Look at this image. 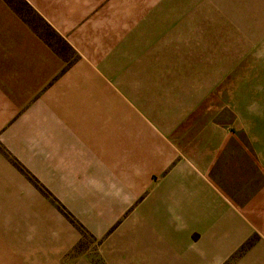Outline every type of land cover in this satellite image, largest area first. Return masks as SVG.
<instances>
[{"label":"crops","instance_id":"0c3cea01","mask_svg":"<svg viewBox=\"0 0 264 264\" xmlns=\"http://www.w3.org/2000/svg\"><path fill=\"white\" fill-rule=\"evenodd\" d=\"M166 2L0 0V264H226L257 234L249 264H264V190L245 179L246 148L264 163V138L245 72L237 131L248 140L231 138L207 102L225 80L214 66L256 64L227 62L225 42L215 59L212 39L199 59L197 23L183 43ZM237 12V49L250 50L264 0H237ZM24 171L95 233L120 221L100 250H74L80 235Z\"/></svg>","mask_w":264,"mask_h":264},{"label":"rangeland","instance_id":"374dc122","mask_svg":"<svg viewBox=\"0 0 264 264\" xmlns=\"http://www.w3.org/2000/svg\"><path fill=\"white\" fill-rule=\"evenodd\" d=\"M172 0H167L165 3V10L167 12H172L176 18L170 21L171 26L176 28H181V38L183 43L194 42V36L191 35L193 32V27L197 23L198 27V58L205 57V51L207 41L210 43L212 39L213 43V55L215 59H221L223 55L222 44L230 45V51L224 53L229 59V63L238 62L241 58H245L247 62H253L256 65H250L246 67L242 66H214V75L215 80L220 78L223 75L225 80L226 76L229 78L230 92L229 97L226 96V93L222 91L223 85L227 84L221 81H215L214 83V92L213 95L208 98L207 102L210 104L214 116V121L218 125L229 126L231 131V138L237 139L245 138L248 140L249 132H239L237 131V118H238V91L239 84L238 76L243 75L245 72L244 83L243 78L241 83L246 86L245 93V103L246 111L257 112L259 128L257 132L258 138H264V34L256 36V43L248 44L246 40V47L250 46L252 49H246L245 51L238 50L239 36L237 35V26H238V12H237V0H181V2H170ZM22 11L24 14L29 15L33 23L39 29H46L44 22L33 14L30 8L25 5L22 1ZM197 10L198 18L190 19L188 16L191 11ZM176 12V13H174ZM180 12V15L179 13ZM180 16V17H179ZM223 29L225 33L223 34ZM213 32V34H205V32ZM248 36L246 37V39ZM261 42V43H260ZM253 46H256L253 49ZM235 47V48H233ZM251 60V61H250ZM238 81V82H237ZM242 84L240 86H242ZM241 90V89H240ZM232 149L237 150V146L231 147ZM246 157V188L247 190H264V163L254 162V148L247 147ZM261 150L260 148H258ZM248 150H250L248 152ZM232 154V153H231ZM12 160L14 158L11 157ZM15 163V161H13ZM17 164V162H16ZM18 166H20L18 164ZM23 170V169H22ZM27 175V178L39 190H32L36 192L38 198H42L45 201L53 204L55 209L69 221L71 228L75 230L77 234L80 235V241L75 246V251H97L102 248L104 245L103 240L114 233L115 229L118 227L120 221L109 228L106 232L102 234L95 233L93 229L85 222L81 214L71 209V207L63 202V200L55 193L53 190H47L46 187L36 178H33L31 174L27 171H24ZM32 194V193H31ZM33 196V195H31ZM261 237L257 235L251 236L238 250L234 258L229 260L226 264H232L235 261H243L247 264L253 263V255L251 258V249L258 243ZM251 250V251H249ZM248 251V252H247ZM247 252V253H246ZM246 253V256H244ZM238 258V259H237ZM253 260V261H252Z\"/></svg>","mask_w":264,"mask_h":264}]
</instances>
